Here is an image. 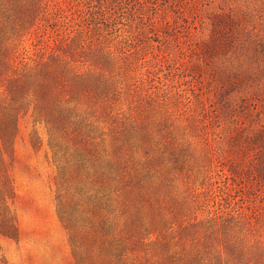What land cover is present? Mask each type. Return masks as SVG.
I'll return each mask as SVG.
<instances>
[{"label":"trees","instance_id":"trees-1","mask_svg":"<svg viewBox=\"0 0 264 264\" xmlns=\"http://www.w3.org/2000/svg\"><path fill=\"white\" fill-rule=\"evenodd\" d=\"M127 2L0 0V236L19 239L11 166L29 116L73 264H264V211L230 168L215 178L182 95L153 85L156 62L117 26Z\"/></svg>","mask_w":264,"mask_h":264},{"label":"rangeland","instance_id":"rangeland-1","mask_svg":"<svg viewBox=\"0 0 264 264\" xmlns=\"http://www.w3.org/2000/svg\"><path fill=\"white\" fill-rule=\"evenodd\" d=\"M123 11L118 28L132 31L144 58L156 62L153 85L187 102L192 136L207 138L215 178L230 168L264 211V0H128ZM37 129L39 148L30 142L31 118L20 119L11 166L19 239L0 236V264H73L55 211V166Z\"/></svg>","mask_w":264,"mask_h":264}]
</instances>
